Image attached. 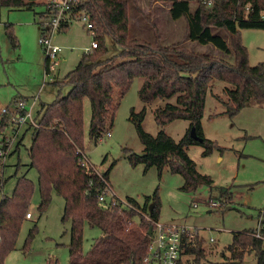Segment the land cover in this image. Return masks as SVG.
Masks as SVG:
<instances>
[{
    "label": "trees",
    "instance_id": "trees-1",
    "mask_svg": "<svg viewBox=\"0 0 264 264\" xmlns=\"http://www.w3.org/2000/svg\"><path fill=\"white\" fill-rule=\"evenodd\" d=\"M161 1L170 4L174 19L186 18L188 38L202 44L213 43L225 55L196 52L177 44L163 45L154 25L155 43L132 39L128 0H84L79 7L90 15L98 46L85 52L61 82L70 86L69 92L59 95L52 103L42 104L34 116L37 126L28 122L29 128L33 129L30 166L37 168L39 173V211L46 210L54 193L65 199L63 220L71 222L69 264H127L131 259L141 262L147 255L151 238L149 230L153 227V221L144 213L153 202L149 214L157 221L161 208L158 188L146 196L143 206L132 197L127 198L132 208L118 198L115 206H105L98 201V194L105 187L102 177L109 182L110 169L99 177L93 164L84 163L83 153L88 157L84 119L86 98L92 107L89 136L95 143L110 132L117 110L116 101L125 95L136 77L144 79L139 96L145 104H152L159 98H175L174 102L156 109V121L165 126L176 119L188 120V132L180 141L164 130L153 135L143 127L146 108L138 113L132 109L130 119L145 148L143 154L126 149L128 159L133 166L143 164L146 169L156 166L160 176L164 168L169 167L184 177L182 190L193 192L206 186L212 192L217 191L216 197L220 201L231 199V187H217L214 178L202 173L187 151L192 145H202L203 155L208 156L216 147L223 149L205 136L202 120L207 94L212 91L215 80L226 83L224 92L227 98L217 97L224 104L221 113L231 118L246 106H264V62L250 64L248 48L240 35L242 28L264 29V19L261 18L264 0H213L210 6L204 3L205 0H195L197 6L193 11V0ZM35 4L36 0H0V6L11 8H33ZM213 28L224 29L228 39L214 34ZM6 29L12 44L17 46L12 24L7 23ZM108 38L119 47L118 52L110 54ZM227 55L233 59H226ZM50 61L46 55L47 73L51 72ZM117 90L119 98L115 97ZM8 125L10 117L3 114L0 135ZM193 127L203 141L190 135ZM5 141L3 137L0 142ZM21 142L19 139L17 148ZM1 148L7 149L8 143L2 144ZM90 181L92 186H89ZM35 187L33 180L26 175L20 176L13 192L1 197L0 264H5L8 253L16 248L19 231L30 212ZM137 214L141 216L139 223L134 220ZM86 223L100 228L102 235L84 253ZM260 230L264 234V217ZM256 231L252 228L234 232L233 241L223 251L224 261L220 264H246L248 253H255L258 264H264V238L256 236ZM206 253L202 241H199L197 247L187 248L185 255L193 254L194 261L200 262ZM192 263L189 259L181 261V264Z\"/></svg>",
    "mask_w": 264,
    "mask_h": 264
},
{
    "label": "rangeland",
    "instance_id": "rangeland-1",
    "mask_svg": "<svg viewBox=\"0 0 264 264\" xmlns=\"http://www.w3.org/2000/svg\"><path fill=\"white\" fill-rule=\"evenodd\" d=\"M130 4V38L144 39L155 43L156 26L163 45H183L190 50L224 56L213 43L202 44L187 36L185 17L174 19L170 4L161 0H128ZM197 2L191 3L195 10ZM45 0H36L33 8L23 6L11 8L0 6V120L2 108L8 107L12 114L19 101H26V108L32 109L33 117L42 104L52 103L59 95H66L70 86L62 84L67 74L76 67L83 54L90 49L94 35L88 29L87 19L74 20L66 29L56 32L53 43L63 50L51 62L58 61L56 71L46 72V51L40 39L46 19L42 16ZM12 24L18 45L14 46L8 36L6 25ZM216 35L228 39L224 29L213 28ZM240 35L249 51L252 66L264 62V29L242 28ZM110 54L119 51L111 39H107ZM232 60V56L225 57ZM143 77H136L121 99H117V110L113 124L109 128L112 135L104 134L95 143L89 136L92 107L89 99L84 101L85 145L90 164L97 174L110 169V195L124 202L135 198L141 206L146 196L159 189L161 199L159 222L162 224H179L195 228L198 240L202 241L206 256L200 262L194 261V255H185L183 260L192 264H220L224 261L223 251L233 241L234 232L257 228L264 216V106L250 105L240 110L231 118L222 114L224 104L217 96L226 99V83L215 80L212 91L207 94L203 129L207 138L216 141V147L208 156L203 155L202 145H192L188 153L197 163L202 173L210 174L217 187H231V199L220 201L216 190L203 186L193 192L182 190L184 177L165 167L160 176L156 166L146 169L143 164L133 166L126 149L137 154L144 153L136 125L131 121V112L137 113L146 108L143 127L153 135L164 130L175 140L180 141L190 128V122L176 119L165 126L157 123L155 111L158 107L175 98H159L152 104H145L139 96ZM115 97L119 98L118 90ZM23 113V112H22ZM220 113V114H219ZM4 128L0 141L5 137L7 152L3 166L0 167V200L3 195H10L20 176L26 175L35 182V190L29 210L32 218H26L21 226L16 241V248L10 251L5 264H69V243L71 240V222L63 220L65 199L54 193L46 210L39 211L40 191L38 170L30 166L29 148L32 144L33 129L24 123L17 130L12 119ZM191 132V131H190ZM21 144L17 148V142ZM12 141V144H11ZM11 145H10V144ZM211 200L219 203L210 206ZM153 208L148 205L147 213ZM139 209V208H138ZM141 216H134L136 223ZM260 228V227H259ZM32 230V234H31ZM102 235L98 227L86 223L84 228L83 251L88 252ZM246 264H258L255 253L245 256Z\"/></svg>",
    "mask_w": 264,
    "mask_h": 264
},
{
    "label": "built area",
    "instance_id": "built-area-1",
    "mask_svg": "<svg viewBox=\"0 0 264 264\" xmlns=\"http://www.w3.org/2000/svg\"><path fill=\"white\" fill-rule=\"evenodd\" d=\"M83 1L84 0H45V10L42 12V16L46 19L47 23L44 24L43 35L40 42L44 46L50 60L55 59L60 51H62L60 45L53 43L55 33L68 27L74 20L87 19L88 29L93 35L95 34V28L91 22L89 13L79 7ZM204 3L210 6L213 4V0H205ZM261 18L264 19V11L261 12ZM97 46V42L94 40L88 51H92ZM57 64L58 61L56 60L53 62L50 61V73L56 71ZM34 106L35 102H33L30 109H27L25 100L17 103L15 111L11 113L12 118L10 117L15 125L16 132L24 123L31 122L37 126V122L32 114ZM2 113H9V108H2ZM107 134L109 136L112 135L111 131ZM6 155L7 152L2 150L0 154V167L3 166ZM83 160L87 165L90 163L88 157L84 153ZM97 175L102 177L100 174ZM102 180L105 183V187L101 193L98 194V201L105 206H115L116 203H118V199L115 194L112 193V195H110L112 189L109 182L104 179V177H102ZM89 186H92V181H90ZM126 203L128 207L132 208L128 202ZM210 206L218 207L219 203L211 200ZM144 215L147 219L153 221L147 255L141 262H136L131 259L127 264H181L187 248L197 247L198 233L195 228L179 224H162L159 220L154 221L149 213H144ZM31 217V212H28L27 218ZM255 235L264 238V234L261 233L260 228L257 229Z\"/></svg>",
    "mask_w": 264,
    "mask_h": 264
},
{
    "label": "water",
    "instance_id": "water-1",
    "mask_svg": "<svg viewBox=\"0 0 264 264\" xmlns=\"http://www.w3.org/2000/svg\"><path fill=\"white\" fill-rule=\"evenodd\" d=\"M190 135H191L193 138H195L196 140L203 141V138L200 137L199 135H197L196 130H195L194 127L191 129ZM151 234H152V227H151L150 230H149V235H151Z\"/></svg>",
    "mask_w": 264,
    "mask_h": 264
},
{
    "label": "crops",
    "instance_id": "crops-1",
    "mask_svg": "<svg viewBox=\"0 0 264 264\" xmlns=\"http://www.w3.org/2000/svg\"><path fill=\"white\" fill-rule=\"evenodd\" d=\"M62 50H63V48H62ZM61 52V51H60ZM206 136V135H205ZM263 217L264 216H262V218H260V220H259V225H258V227L256 228V229H258L259 227H260V225H261V220L263 219ZM32 218V217H31Z\"/></svg>",
    "mask_w": 264,
    "mask_h": 264
}]
</instances>
